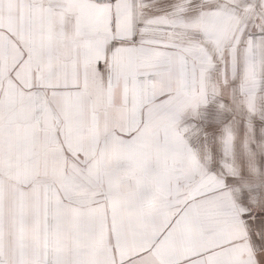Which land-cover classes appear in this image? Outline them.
Here are the masks:
<instances>
[{
	"label": "snow or ice",
	"instance_id": "6c2138e0",
	"mask_svg": "<svg viewBox=\"0 0 264 264\" xmlns=\"http://www.w3.org/2000/svg\"><path fill=\"white\" fill-rule=\"evenodd\" d=\"M0 264H264V0H0Z\"/></svg>",
	"mask_w": 264,
	"mask_h": 264
},
{
	"label": "crops",
	"instance_id": "0c3cea01",
	"mask_svg": "<svg viewBox=\"0 0 264 264\" xmlns=\"http://www.w3.org/2000/svg\"><path fill=\"white\" fill-rule=\"evenodd\" d=\"M192 143H193V146H195V144H196L195 140H193Z\"/></svg>",
	"mask_w": 264,
	"mask_h": 264
}]
</instances>
